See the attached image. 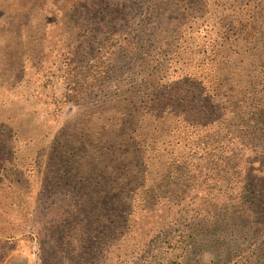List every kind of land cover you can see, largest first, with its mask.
I'll list each match as a JSON object with an SVG mask.
<instances>
[{"label": "rangeland", "instance_id": "obj_1", "mask_svg": "<svg viewBox=\"0 0 264 264\" xmlns=\"http://www.w3.org/2000/svg\"><path fill=\"white\" fill-rule=\"evenodd\" d=\"M226 1V6L214 3L195 12L196 0H165L163 24L150 29L141 21L145 0H0V264H241L251 253L253 239L243 218L230 215L240 229L232 235L219 230L221 218L206 222L205 217L210 218L211 206L220 208L224 194L218 186L240 193L248 184L250 192L264 194V135L239 143L233 133L214 137L215 128L191 129V118L174 117L180 103L170 102L166 121L141 124L138 110L129 105L134 97L142 105L137 90L144 74L138 73L140 62L139 67L128 64L125 53L128 33L141 26L148 28L143 51L151 52L145 61L171 60L177 75L196 74L208 89L216 83L210 78L219 76L224 95L241 80L264 89L261 28L253 39H236L231 30L230 38L214 43L229 25L259 15L256 1L246 6L243 0ZM157 2L147 0L145 6ZM204 21L211 39L201 34ZM258 25L264 30V9ZM44 41L48 57L35 59ZM219 45L223 59L222 52L211 54ZM241 60L254 64L242 65L244 75L235 70ZM77 67L85 83L71 100L72 79H64ZM129 67H135L132 73ZM105 68L109 80L89 88L92 80L83 69L101 73ZM153 86L148 84V91ZM198 141L212 149L203 157L211 165L191 172L200 174L197 180L177 181L191 187L183 189L185 196L161 189L155 213H143V206L153 203L151 188L163 185L162 161L168 155V163L190 156ZM216 146L221 156L230 157L225 170L217 165L219 156L212 157ZM140 155L155 156L144 185ZM57 176L65 177L63 183L55 182ZM250 203L244 205L253 222L262 223L264 209ZM112 210L120 214L113 217Z\"/></svg>", "mask_w": 264, "mask_h": 264}, {"label": "trees", "instance_id": "obj_2", "mask_svg": "<svg viewBox=\"0 0 264 264\" xmlns=\"http://www.w3.org/2000/svg\"><path fill=\"white\" fill-rule=\"evenodd\" d=\"M146 1L147 0H145V4ZM224 1L225 0L223 1L196 0L194 5L197 7L198 11L195 12H201L204 11L205 9L208 11L209 7L212 6L214 3H216L219 6L221 5L226 6L228 1L226 2ZM254 1H256L254 5H256V8L259 10V11L257 10L259 14L257 18H253L251 21L249 17L247 20L243 22L238 21L237 25L234 24H231V26L229 25L228 27H226V30L224 31L223 34L217 36L216 41L211 40L210 43L214 41H215L214 43H217L224 38L226 39L230 38L231 36L227 35V33L230 32L231 34L232 32L231 30L234 31V34L235 33L237 34L238 38L236 39H239L240 37L241 39H253L259 34L260 28L262 32L259 35V37L260 40H262V42L264 43L263 27L261 26L259 27L258 25L260 12L261 10L264 9V4L262 3L261 0H243V5L244 6L249 5ZM232 3H238V0H234ZM145 4H142L140 6V8H145V12H144L145 15L141 17L142 23L146 22L147 25L150 24L149 25V27H151L150 29L158 28V27L160 28L164 22L163 19L166 17L165 16L166 13H162V9L165 6V0H158L157 5L152 8L146 7ZM207 11H205L204 13L207 14ZM139 12L142 13L143 10H139ZM101 14L102 11L99 12V15ZM91 18H95V17L92 16ZM191 18L193 19L195 17L192 16ZM203 25L205 26L204 27L205 29H203L204 31H202L201 34L204 37H207L206 39L208 38L211 39L212 36L209 35V30H208L210 25L208 23L205 24V21ZM80 30H81V34L83 35L85 34L84 32H87V31H82V29ZM147 30L148 28L141 26L139 27V30L131 31L130 33H128V37H129L128 40L124 38L127 41L126 43L128 44L127 51H125V53L129 55L128 64L137 66L138 63L140 62V67L138 65L139 67L138 73L144 74V76L139 79L140 85L137 90L138 92L142 93L140 99L137 98L142 105L134 103L136 97H134L133 100H131L129 103L132 109L138 110L137 113L138 115L141 116V121H140L141 124L142 123L148 124L149 122L153 124H159L161 122L166 121L168 115L171 114L170 111H168V109L171 108L170 106H168L170 102V103H180L179 107L181 109L179 111V115H175L174 117L181 116L183 122L189 120V119H183V116L191 118L190 121L187 122V125L191 129H195L200 132L201 131L203 132L205 130H211L215 128L216 131L214 133V137H218L219 135H231L233 133L234 135L233 140L237 139L239 143H248L250 140H252V138L256 137V135H264V89L257 90L258 87H255L256 85L254 84V82L248 80L247 81L241 80V83L238 85L235 91L233 92L230 91L229 95H227V93L226 95H224V93H221L220 89L218 88V86L222 84L221 79L220 82L218 80L219 76L216 77L214 76V78L212 77L210 78L211 80H213V82L216 83H214L215 85H213L212 87H210V89H208L207 81H203L202 79L199 80L196 74L184 73L182 75H177V71L179 69L178 68L176 69L175 67L176 63H172L171 60H167L166 62L153 61V60L145 61L144 58L151 54V52L146 53L143 51L146 44V40H144L143 37L147 35L148 32ZM138 43H143V44L139 45ZM247 43H248L247 45H250L251 41H248ZM220 47L221 45L217 46L216 49L211 52V54H215L216 51L222 52L220 53V58L223 59L225 56L224 53L225 51L224 49H220ZM47 48H48V43H46V41L41 42L40 45L37 47L38 56L35 59L45 60L48 57ZM58 48L61 49L60 47ZM262 51L264 52V44ZM25 60L27 61V59ZM150 64H152V66ZM201 64L203 63L201 62ZM245 64L248 67L254 65L253 62L251 61L245 62L241 60V62H239L235 70H239V73L241 72V74L243 75L246 74L241 69L242 65ZM65 66L68 69L71 66V63L69 61H66ZM129 68L131 70V73L135 69V67H129ZM73 70L74 69H69L68 72H71ZM83 70L85 76L88 79L92 80L90 84H87L89 88H91V86L94 83L104 84L105 81L109 80L108 69L106 68L101 73L98 71L90 72L88 69H83ZM80 71H82V68L77 67V69L74 71V74L72 76L66 77L64 79L67 82H70V79H72V81L69 83V86H71L70 87L71 100L76 98L77 94L82 92L81 90L83 89V85L81 84L82 82L85 83V77L82 75L83 73ZM148 77L149 80L147 79ZM152 83H154L155 86H153L152 91H148V84H152ZM165 90H168V92H172L173 95L172 96L165 95L164 94ZM183 93H185V95L182 98L181 95ZM131 115L132 114L128 113L127 117H131ZM158 126L159 125H155L154 129L155 127ZM146 129L148 128H145V130ZM128 131L132 133L133 129L132 130L130 129ZM130 139H132V137L129 138V140ZM213 142L216 143L217 145L222 143L221 140H219L218 138H215ZM123 143L127 145L126 138L123 139ZM203 144L209 146L207 142L202 143L201 141H198L194 146L196 148H200L201 150L194 148L193 150H191L190 156L187 155L185 157L176 156L173 158L171 163H168L169 160L171 161L170 159L171 157L169 155L167 156V159L165 161H162V164L165 165L161 172V182L163 183V185H158V186L155 185L151 188L152 194L150 198H152L151 201L153 203L151 205L143 206L141 210L143 213H155V206L158 205H155L154 202H156L157 192L159 190L165 189L167 190V192H169V190L176 191L178 194H182L183 196H185V191L183 189H190L191 187L184 185L186 183H182L180 185L177 183V181L190 182L191 180L193 181L201 178L200 174L198 176H194L191 175V172L195 169L204 170L211 165V160L203 159V157L207 154H210L212 152V149L210 150V147L208 149ZM219 150L217 151V146H216V150H214L215 155L212 157L219 156L217 158V161L219 160L217 165L221 166L222 170H225L228 161L230 160V157H228L226 154L221 156L223 152H220ZM225 157H228L227 158L228 160L226 159L227 161L224 163ZM140 158L142 161L141 167L143 169L142 184L144 185L146 181V175L148 173L149 162L154 160L155 156L140 155ZM188 159L189 161H187ZM210 174L211 173H208L207 177H209ZM57 177L59 179L58 181L55 182L60 184L63 183L65 177L62 176H57ZM68 180L64 181L65 185H69V182H67ZM167 181H170L172 184ZM225 185L226 184H224V186ZM236 187L238 186L236 185ZM179 188H181V192L180 190H178ZM240 188H241V192L237 193L233 191V188L230 187L229 185L226 188L222 186H218V189H220V194L221 192H223L224 194L223 196H221L222 198L219 204H217L220 205V208L218 209L217 206H211L213 207V210L208 211L211 214V216L210 218L206 216L205 220L206 222L207 221L210 222L212 220H215L213 222H216L217 219L221 218L220 219L221 227H219V230L222 231L223 233L229 232V234L235 235L236 233H234V231L240 229L238 225L237 226L232 225V223L230 222V215L235 213V216H237L238 220L243 218L247 224V227L251 232V236L253 239V248L248 256L243 257L244 260L242 261L241 264H264V220L262 221V223L258 221L256 223L253 222L254 221L252 220L253 216L250 213L251 209L246 208L244 205L247 204L248 202L250 203L251 200H254L255 203L253 202L252 204L251 203L250 204L252 206H255L256 210L257 208L264 209V194L263 193L259 194L257 191L250 192L251 187H249L248 184L245 185L243 188L242 187ZM233 194L235 195L233 196ZM247 198H250V200L246 201V203H242ZM255 198L258 199L255 200ZM189 204L190 205L192 204L191 201L189 202ZM112 212H113V217L115 214H120L117 210H112ZM253 213L256 215L255 212ZM118 219H120V217H118ZM213 222L209 224L210 227L213 225ZM243 234H245V232H243ZM220 263L221 260L212 261V264H220Z\"/></svg>", "mask_w": 264, "mask_h": 264}]
</instances>
